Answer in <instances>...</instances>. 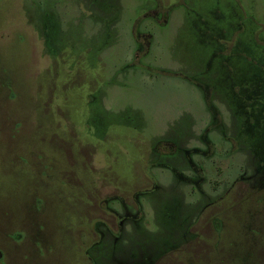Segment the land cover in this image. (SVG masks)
<instances>
[{
  "label": "rangeland",
  "instance_id": "rangeland-1",
  "mask_svg": "<svg viewBox=\"0 0 264 264\" xmlns=\"http://www.w3.org/2000/svg\"><path fill=\"white\" fill-rule=\"evenodd\" d=\"M0 264H264V0H0Z\"/></svg>",
  "mask_w": 264,
  "mask_h": 264
}]
</instances>
